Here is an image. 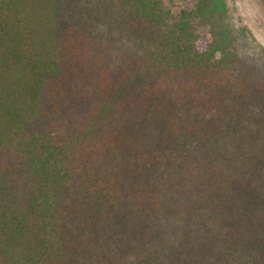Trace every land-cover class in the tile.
I'll return each mask as SVG.
<instances>
[{
  "label": "trees",
  "instance_id": "trees-1",
  "mask_svg": "<svg viewBox=\"0 0 264 264\" xmlns=\"http://www.w3.org/2000/svg\"><path fill=\"white\" fill-rule=\"evenodd\" d=\"M186 1L0 0V264H264V50Z\"/></svg>",
  "mask_w": 264,
  "mask_h": 264
},
{
  "label": "rangeland",
  "instance_id": "rangeland-1",
  "mask_svg": "<svg viewBox=\"0 0 264 264\" xmlns=\"http://www.w3.org/2000/svg\"><path fill=\"white\" fill-rule=\"evenodd\" d=\"M227 7V25L237 36L242 57L261 63L259 50H264V0H223ZM186 0H163L172 14L183 9Z\"/></svg>",
  "mask_w": 264,
  "mask_h": 264
}]
</instances>
